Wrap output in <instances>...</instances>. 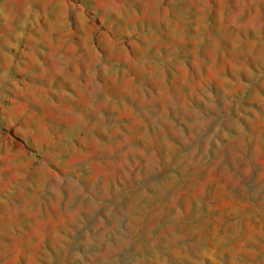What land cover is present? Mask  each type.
<instances>
[{
  "label": "rangeland",
  "instance_id": "1",
  "mask_svg": "<svg viewBox=\"0 0 264 264\" xmlns=\"http://www.w3.org/2000/svg\"><path fill=\"white\" fill-rule=\"evenodd\" d=\"M0 264H264V0H0Z\"/></svg>",
  "mask_w": 264,
  "mask_h": 264
}]
</instances>
